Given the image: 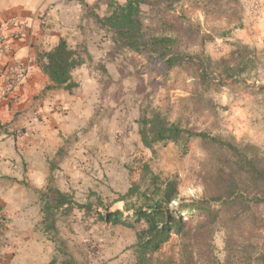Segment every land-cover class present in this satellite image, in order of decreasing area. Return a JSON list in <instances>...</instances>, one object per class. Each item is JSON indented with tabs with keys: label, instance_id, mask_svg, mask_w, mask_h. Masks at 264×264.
Returning <instances> with one entry per match:
<instances>
[{
	"label": "rangeland",
	"instance_id": "rangeland-1",
	"mask_svg": "<svg viewBox=\"0 0 264 264\" xmlns=\"http://www.w3.org/2000/svg\"><path fill=\"white\" fill-rule=\"evenodd\" d=\"M191 1H185L175 12L157 16L144 6L146 22L157 26L162 20L178 26L181 8L191 17V23L206 32L204 14ZM78 2L83 12L88 13L81 20L82 36L70 31L65 39L70 47L85 49L92 62L73 73L79 87L71 92L56 91L65 92L67 101L56 102L52 107L53 129L59 142L55 143L49 162V180L51 187L72 196L78 204H89L93 213L75 208L69 216L60 217L57 233H48L42 224L39 199L36 229L53 247L52 264H136V231L100 222L98 212H104L105 208L123 210L127 201L142 203L145 201L142 194L154 196L158 188L175 179L180 185L179 200L184 203L208 198L223 188L212 175L207 176L210 165L203 162L197 148L186 155L174 144H160L152 150L139 137L138 121L146 110L158 109L172 119L179 116V100L190 89L186 78H165V72L149 67L144 56L122 54L115 49L112 33L91 16H108L109 0ZM117 2L124 5L126 0ZM241 3L243 29L226 40L215 38L205 50L219 59L230 54L231 44L248 45L256 51L258 67L245 78L246 82L238 81L213 96L216 113L195 114L189 122L202 131L223 138L232 136L238 143L253 144L264 151V94L259 90L264 87V0H241ZM101 65L106 71H99ZM133 189L138 191L131 196ZM45 190H41L39 198L42 199ZM172 206H176L175 202ZM226 225L204 230L198 228L199 222L188 226L201 244V251L209 248L211 254L204 264H226V261L228 264L234 244L238 249L243 244H250V248L256 244L247 233L239 236L237 232H227ZM180 254V237L174 235L158 256L179 263Z\"/></svg>",
	"mask_w": 264,
	"mask_h": 264
},
{
	"label": "trees",
	"instance_id": "trees-1",
	"mask_svg": "<svg viewBox=\"0 0 264 264\" xmlns=\"http://www.w3.org/2000/svg\"><path fill=\"white\" fill-rule=\"evenodd\" d=\"M117 1L109 0L110 15L96 16V22L112 33L115 49L122 54L144 56L149 67L165 72V78L184 77L190 87L189 94L179 100L180 114L176 119L158 109L142 114L138 121L142 144L152 150L160 144H174L185 155L197 148L203 162L210 165L207 176L212 175L224 191L184 203L179 200L180 185L175 179L158 188L154 196L142 194L145 200L142 203L127 201L123 210L105 208L104 212H98L99 221L136 231V264H204L211 253L205 246L201 251V244L188 227L196 222L200 230L227 223V232H237L239 236L247 233L249 239L255 240L251 248L250 244H243L240 249L231 241L235 246L228 264H264V151L253 144L238 143L232 136L223 138L202 131L189 122L195 114L216 113L213 96L238 81L246 82L245 78L258 67L256 51L248 45L231 44L230 54L219 59L212 58L205 50L215 38L226 40L236 30L243 29L241 0L191 1L204 14L206 32L191 23V17L181 8L178 26L162 20L157 26L146 22L144 6L157 16L166 11L175 12L187 0H126L124 5ZM40 59L51 81L47 90L69 92L79 87L73 73L92 62L85 49L72 48L65 40ZM99 71H106V67L101 65ZM259 90L264 94V87ZM224 169L228 172L221 171ZM152 179L155 183V178ZM137 191L131 190L130 195ZM174 202L176 206H172ZM42 203V224L48 233H57L60 217L69 216L75 208L93 213L89 204H78L72 196L53 187L47 188ZM100 204L103 205L101 200ZM174 235L181 241L179 263L158 256Z\"/></svg>",
	"mask_w": 264,
	"mask_h": 264
},
{
	"label": "crops",
	"instance_id": "crops-1",
	"mask_svg": "<svg viewBox=\"0 0 264 264\" xmlns=\"http://www.w3.org/2000/svg\"><path fill=\"white\" fill-rule=\"evenodd\" d=\"M87 14L78 0H0V264H52L53 247L36 229L38 196L51 187L49 162L59 142L52 107L67 96L56 92L62 89L47 90L51 81L40 56L70 31L82 36ZM14 59L27 66L28 77L5 93L4 70Z\"/></svg>",
	"mask_w": 264,
	"mask_h": 264
},
{
	"label": "built area",
	"instance_id": "built-area-1",
	"mask_svg": "<svg viewBox=\"0 0 264 264\" xmlns=\"http://www.w3.org/2000/svg\"><path fill=\"white\" fill-rule=\"evenodd\" d=\"M2 43L3 38L0 36V45H2ZM4 71L6 72L7 78V90L5 93H13L17 91L18 87L27 79L29 73L27 66L17 59L10 62ZM1 223H4L2 216H0V225ZM1 234L2 230L0 227V238Z\"/></svg>",
	"mask_w": 264,
	"mask_h": 264
}]
</instances>
